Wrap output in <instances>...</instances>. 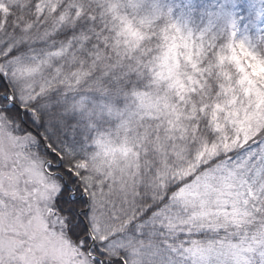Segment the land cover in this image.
<instances>
[{"label": "snow or ice", "instance_id": "snow-or-ice-1", "mask_svg": "<svg viewBox=\"0 0 264 264\" xmlns=\"http://www.w3.org/2000/svg\"><path fill=\"white\" fill-rule=\"evenodd\" d=\"M253 64L264 0H0V264H264Z\"/></svg>", "mask_w": 264, "mask_h": 264}, {"label": "rangeland", "instance_id": "rangeland-1", "mask_svg": "<svg viewBox=\"0 0 264 264\" xmlns=\"http://www.w3.org/2000/svg\"><path fill=\"white\" fill-rule=\"evenodd\" d=\"M203 2H208V0H203ZM237 11L239 12L240 10L238 9ZM240 14L244 17H247L248 15L247 12H240ZM251 70H252V73L255 75L264 74V65L253 64Z\"/></svg>", "mask_w": 264, "mask_h": 264}]
</instances>
